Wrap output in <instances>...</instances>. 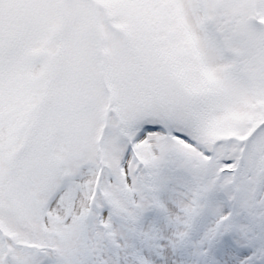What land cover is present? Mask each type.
<instances>
[{
    "label": "snow or ice",
    "instance_id": "6c2138e0",
    "mask_svg": "<svg viewBox=\"0 0 264 264\" xmlns=\"http://www.w3.org/2000/svg\"><path fill=\"white\" fill-rule=\"evenodd\" d=\"M0 264H264V0H0Z\"/></svg>",
    "mask_w": 264,
    "mask_h": 264
}]
</instances>
